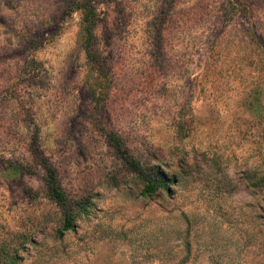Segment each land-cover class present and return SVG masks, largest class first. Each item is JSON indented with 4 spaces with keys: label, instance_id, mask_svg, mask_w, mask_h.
<instances>
[{
    "label": "rangeland",
    "instance_id": "rangeland-1",
    "mask_svg": "<svg viewBox=\"0 0 264 264\" xmlns=\"http://www.w3.org/2000/svg\"><path fill=\"white\" fill-rule=\"evenodd\" d=\"M112 134L172 194L145 196ZM44 158L90 206L61 237ZM4 247L15 264H264V0H0Z\"/></svg>",
    "mask_w": 264,
    "mask_h": 264
},
{
    "label": "trees",
    "instance_id": "trees-1",
    "mask_svg": "<svg viewBox=\"0 0 264 264\" xmlns=\"http://www.w3.org/2000/svg\"><path fill=\"white\" fill-rule=\"evenodd\" d=\"M82 9H86L85 4L81 6ZM93 14H85L86 29H85V42L89 46L93 40L92 24ZM110 144L117 150L122 159L128 164L130 169L137 174L140 178L144 179L145 188L143 194L145 196H155L162 192L167 194H172L171 186L175 182L172 178L164 176L162 172H157L156 174H148L146 170L141 167V165L132 157L130 150L124 144V142L116 134L110 136ZM42 167L46 173V181L51 197L63 206V227L59 230V236H63L65 232L71 230L74 226L77 217L80 214H88L89 212V202L85 204H77L76 207L68 202V197L64 192L57 169L49 163V161L44 158L41 162ZM79 211V212H78ZM17 260L16 255H11L7 251V247L0 250V261L7 264H15Z\"/></svg>",
    "mask_w": 264,
    "mask_h": 264
}]
</instances>
